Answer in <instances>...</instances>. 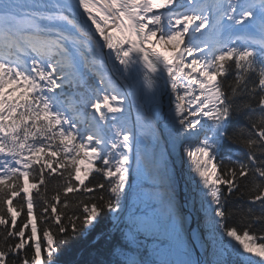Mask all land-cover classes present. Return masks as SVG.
Returning a JSON list of instances; mask_svg holds the SVG:
<instances>
[{
    "label": "snow or ice",
    "instance_id": "6c2138e0",
    "mask_svg": "<svg viewBox=\"0 0 264 264\" xmlns=\"http://www.w3.org/2000/svg\"><path fill=\"white\" fill-rule=\"evenodd\" d=\"M134 74L142 75L152 101L159 81L170 89L167 125L198 178L211 231L235 242L223 245L215 264H229V257L264 264V237L227 226L222 203L249 180L250 202L264 205V0H0V264L9 256L20 264H57V234L74 235L105 209H120L136 141L121 89L131 91ZM244 108L251 109L250 126L236 130L234 116ZM228 141L245 159L229 157L221 167L217 154ZM140 159L138 150V165ZM46 172L64 180V197L106 185L109 196L81 202L82 215L65 222L61 192L50 199L39 192ZM94 173L106 184H92ZM170 219L175 231L171 211ZM26 246L30 257L20 256Z\"/></svg>",
    "mask_w": 264,
    "mask_h": 264
},
{
    "label": "trees",
    "instance_id": "16d2710c",
    "mask_svg": "<svg viewBox=\"0 0 264 264\" xmlns=\"http://www.w3.org/2000/svg\"><path fill=\"white\" fill-rule=\"evenodd\" d=\"M228 81L233 79L232 74L226 78ZM240 102L239 100L237 101ZM251 109L244 108L240 112L236 113L233 120V128L239 130L241 128H248V117L251 115ZM229 157L232 160L245 159L241 146L238 143L228 141L225 142L222 149L217 154L216 162L223 167L230 163ZM46 184L39 185V192L45 194L47 198L55 195L57 191L61 192V202L58 205V209L64 213L62 219L67 222V216L69 215H82L81 202L87 203L94 197L98 198L103 195L105 199L108 198L107 185L105 189H97L94 193H70L67 197L62 194V186L64 180L56 174L49 176L45 173ZM92 184L105 183L104 178L99 173H94L90 177ZM226 191V189H224ZM253 193V186L249 180L240 181V191L235 192L227 199H222L224 204V210L226 212L225 223L227 226L235 227L240 233L244 229H248L250 234L256 237H264V219H254V217H264V205L257 201L255 203L250 202V196ZM23 195V194H21ZM33 199L36 202L35 211H39L42 205L37 190H33ZM68 202V207L63 208L62 205L65 201ZM122 200V199H121ZM95 202L99 203L98 199ZM14 205L21 203V198L17 197L13 201ZM6 210V206H5ZM27 218L26 206L21 212V216L17 218L18 226L21 222ZM50 223V222H49ZM113 225V213L105 209L97 222H94L93 226L87 229H83L76 234L71 232L61 237L57 234V243L59 244V251L56 256L57 264H122V256L129 251H133L132 245L124 237L123 221H119L118 224L111 229ZM46 225L39 224V228H43ZM3 227L0 226V243L3 242ZM30 233L29 229H26V235ZM38 235L42 238V232ZM19 238H9L8 243L14 244ZM63 241V242H62ZM259 242V241H258ZM223 249V247H222ZM29 255V247L26 246L24 252L20 253V256ZM138 256L140 258V264L144 260L148 259V255L145 251L138 250ZM15 261L16 264H20L18 257L9 256L8 264H12ZM229 264H236L234 257H229Z\"/></svg>",
    "mask_w": 264,
    "mask_h": 264
},
{
    "label": "rangeland",
    "instance_id": "374dc122",
    "mask_svg": "<svg viewBox=\"0 0 264 264\" xmlns=\"http://www.w3.org/2000/svg\"><path fill=\"white\" fill-rule=\"evenodd\" d=\"M136 100H143V94L137 91ZM125 117L128 121V126L133 129L141 128V121L133 123V117L129 113L126 105ZM146 108V104H144ZM144 108V110H145ZM144 116L147 117L145 111ZM137 121V122H138ZM144 134V133H143ZM145 137L143 147L139 149L141 159L139 165L137 163V151L132 147L131 156V171L138 176L137 181L133 188L127 190L123 197L125 206L121 201V207L117 213H113V219L116 222L123 221V232L125 239L133 247V251H129L122 256L123 263L127 260H136L140 264L138 250L145 251L148 259L154 263L159 264L162 260L176 261L188 259L194 262L190 246L187 245L186 235L182 225L181 214L178 212L177 198L175 192L177 189L172 179L167 177V157L161 156V139ZM135 142V141H134ZM182 149V148H181ZM181 156V153L178 157ZM181 160V158H180ZM182 163V161H181ZM189 163V162H188ZM188 173L185 170L180 177L186 184H191L194 196L189 201V204L203 213L207 212V204L202 202L201 186L198 183V178L192 172L189 166ZM194 177V178H192ZM174 184V185H173ZM171 197V209L169 208L168 201ZM170 211L174 214L176 219L175 231H173L172 221L170 219ZM119 214L120 218L117 220ZM132 219L143 218L144 223L149 226L150 233L146 234L141 231L140 227L133 225L130 221ZM207 231L204 233L206 242L208 244V264H215L222 247L226 243H235L230 241L227 237L215 236L211 231L209 220L203 222ZM176 232L179 233L177 239ZM259 260L260 257H253Z\"/></svg>",
    "mask_w": 264,
    "mask_h": 264
},
{
    "label": "bare ground",
    "instance_id": "6f19581e",
    "mask_svg": "<svg viewBox=\"0 0 264 264\" xmlns=\"http://www.w3.org/2000/svg\"><path fill=\"white\" fill-rule=\"evenodd\" d=\"M136 74H134L135 77ZM135 78L129 79L127 81V84L131 85V91L127 86L122 87V93L126 96L125 99V105L133 117V123H137V121H141L142 129L138 128L134 130V134L136 135V141L133 143V149L134 150H139L141 147H143V142H145V137L151 136L150 138H154L153 135H155L156 138L159 137L161 139V156H166L167 158V165H166V170H167V177L168 179H172L173 183L176 185V189H179L184 193V195H188L189 198H192L195 194L194 191H192V186L191 184H185L183 180L180 178L182 176V173L187 170L188 173L189 171V161L188 158L184 155L183 149H180L177 144H172L174 143V133L171 131H166L163 132L161 130H158L156 126H154L152 120L147 116H144L143 111L144 110V102L143 100H136V95H137V87H135ZM161 86L166 91V96L167 100L164 105L165 109L167 110L166 112L169 111V105H170V99H171V92L170 89H168L163 81H161ZM162 88V87H161ZM142 94V91H140ZM147 121V123H145ZM144 133V134H143ZM145 136V137H144ZM179 153H181V156H179ZM181 158V160H180ZM182 161V163H181ZM138 176L135 175L133 171H130V175L128 178V186L127 190L129 191L131 188L134 187L135 182L137 181ZM194 178V177H192ZM173 184V185H174ZM189 198L187 199L188 206L189 204ZM125 205H123L124 208ZM178 206V204H177ZM191 207V206H190ZM196 214H199L198 210H195ZM141 231H143L146 234L150 233L149 226H147L145 223L143 224L142 227H140ZM188 245V244H187Z\"/></svg>",
    "mask_w": 264,
    "mask_h": 264
},
{
    "label": "water",
    "instance_id": "95a60500",
    "mask_svg": "<svg viewBox=\"0 0 264 264\" xmlns=\"http://www.w3.org/2000/svg\"><path fill=\"white\" fill-rule=\"evenodd\" d=\"M135 77H136L135 84H137V86L139 85L141 89L144 88L142 75H135ZM158 86H159V90L157 92L155 102L151 104L150 107L152 108H150L151 110L148 113L149 116L155 120L157 124L156 128L158 130H161L163 132L166 131L171 132L172 131L171 128L167 125V118L169 113H167L168 115L165 114L166 109L164 107L167 100L166 91L163 88V86H161V81L158 82ZM172 144H177V146L181 149L178 143H172ZM175 195L178 200L179 209L183 219L184 231L186 233L188 244L190 245L193 257L195 259V264H206L204 259L206 248H202L201 239L196 228V223L200 221V216L194 213L192 209L188 206L187 203L188 196L184 195V193H182L179 187L175 192ZM143 264H157V263H153L150 260H147L144 261Z\"/></svg>",
    "mask_w": 264,
    "mask_h": 264
}]
</instances>
